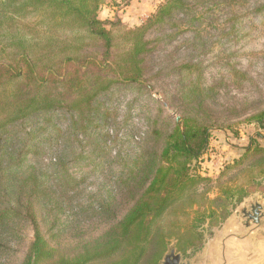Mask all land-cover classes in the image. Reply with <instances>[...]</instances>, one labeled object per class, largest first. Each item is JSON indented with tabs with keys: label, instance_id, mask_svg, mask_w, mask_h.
Returning <instances> with one entry per match:
<instances>
[{
	"label": "trees",
	"instance_id": "obj_1",
	"mask_svg": "<svg viewBox=\"0 0 264 264\" xmlns=\"http://www.w3.org/2000/svg\"><path fill=\"white\" fill-rule=\"evenodd\" d=\"M103 3L0 0V264H160L171 240L183 253L196 248L201 224H217L229 205L264 188L259 139L223 162L212 178L201 166L216 154L205 122L165 115L163 128H156L157 116L151 130L131 142L127 124L119 131L108 110L119 89L150 98L151 82L167 71L178 78L184 102L200 105L209 87L199 74L193 78L199 63H167L156 51L188 33L192 51L194 39L216 29L212 20L220 9L235 15L233 8L248 2L164 0L134 27L101 20ZM257 3L253 10L264 16V0ZM230 70L236 83L247 75ZM248 120L264 129V107ZM222 129L241 136L238 125ZM126 141L134 147L132 164L127 172H113V159L130 152L111 155L109 144ZM71 160H86L90 173L117 178L101 195L82 193L86 176L69 171ZM120 200L129 203L121 211ZM102 222L107 224L94 235V224ZM92 225L93 232H86ZM70 238L72 245L63 242Z\"/></svg>",
	"mask_w": 264,
	"mask_h": 264
},
{
	"label": "rangeland",
	"instance_id": "obj_2",
	"mask_svg": "<svg viewBox=\"0 0 264 264\" xmlns=\"http://www.w3.org/2000/svg\"><path fill=\"white\" fill-rule=\"evenodd\" d=\"M163 1L104 0L98 11V16L101 20H118L126 27H134L145 22ZM246 1L248 3L244 8H241V6L232 7L235 15H231L228 9L226 11L220 9L216 13L217 16L212 20V25L216 29H207L205 38L197 37L194 39L195 47L192 51H190L191 44L185 42L188 37L192 36L190 33L175 42L167 41L161 44L160 49L156 51L159 58L167 63H181L186 60L199 63L198 70L194 75L192 74L193 78L199 74L203 86L209 87L206 90L205 97L201 93L202 103L200 105L197 102L193 104L184 102L179 91L181 85L178 83V78L174 73L170 74L168 71L163 76L154 78L151 82L153 89L149 92L150 98L147 94H140L126 89H119L113 93L108 102V110L115 121L116 127L121 126L119 131L123 130L122 123L127 124L125 130L131 131V135L126 137L127 140L130 136H132L131 142L137 141L140 136L142 138V132L151 130L150 122L157 116L159 117L156 128H163L160 117L167 115L171 117V120L177 122L183 116L190 115L200 122H205V125L209 127L211 133L209 144H216L215 141H218L223 143L224 146L231 143L229 145L232 147H242L247 144L248 138H257L264 145V129L258 127L255 122H247L249 121L248 118L264 107V16L253 10V6L262 0ZM137 4L139 7L143 6V10L137 15H132L133 7L138 8ZM185 44H188L187 48ZM230 67L245 72L246 77L241 82L240 78L237 77L238 82L236 83L231 70L228 71ZM146 117H150L149 122L146 121ZM231 124L240 126L241 133L245 135L244 140L237 141L238 139L222 129ZM225 134H227V140ZM257 134L260 135L259 138ZM151 144L155 145L154 143H148L147 147ZM109 145L111 146V155L116 152L122 154L125 150H129L128 158L124 155L114 158L110 165L113 172L120 170L127 172L132 164L131 156L134 152L132 143L130 141L121 144L110 142ZM159 146L160 144H157L156 148ZM230 146L226 149L229 158L231 157ZM76 162H84V165L78 168L73 165ZM106 164L104 157L101 165L105 166ZM91 166L86 160H71L69 171L82 172L81 174L84 177L86 176L80 183L82 193L93 191L101 195L105 193L106 188L117 177L112 175L114 173L111 174V172L105 177L101 170L90 173L93 170ZM201 166L205 167L204 162L201 163ZM123 202L120 200L118 204L120 211L129 204L127 201ZM105 224L107 223L94 224L95 230H91L92 225L86 229V232L91 233L94 230V235H96L104 228ZM45 225L39 224L40 230L46 235L48 233ZM29 234H31L30 231ZM52 239L49 238V240ZM72 240V238L65 239L63 242L72 245ZM24 250L25 247H21L17 251L18 261L22 260Z\"/></svg>",
	"mask_w": 264,
	"mask_h": 264
},
{
	"label": "crops",
	"instance_id": "obj_3",
	"mask_svg": "<svg viewBox=\"0 0 264 264\" xmlns=\"http://www.w3.org/2000/svg\"><path fill=\"white\" fill-rule=\"evenodd\" d=\"M137 7V9L133 7L132 15H137L143 10V6L139 7L137 4ZM225 135L227 140V134ZM244 138L245 135L241 133L237 141L244 140ZM250 140L248 138L245 146L248 145ZM215 143L209 145L215 150L216 154L211 155V160L206 159L203 161L205 168H208L206 175L212 178L217 177L215 170L223 162H231L234 158L239 157L245 147H232L230 146L231 143H228L231 152L229 158L226 150L228 146H224L223 143L218 141H215ZM261 183L264 185V181ZM215 195L214 190L209 193V197ZM254 203L264 204V188L256 189L239 202L229 205L227 216L217 224L211 225L207 221L201 224L197 229L200 233V243L196 248H188L183 253L175 247V240H171L167 247L173 246L175 252L181 254L183 261L195 259V264H264V217L255 223L244 216V212H248Z\"/></svg>",
	"mask_w": 264,
	"mask_h": 264
},
{
	"label": "water",
	"instance_id": "obj_4",
	"mask_svg": "<svg viewBox=\"0 0 264 264\" xmlns=\"http://www.w3.org/2000/svg\"><path fill=\"white\" fill-rule=\"evenodd\" d=\"M264 204L254 203L248 212H244L249 220L257 223L264 217ZM160 264H195V259L182 260V256L179 252H175L173 246L167 247V251L164 254Z\"/></svg>",
	"mask_w": 264,
	"mask_h": 264
}]
</instances>
